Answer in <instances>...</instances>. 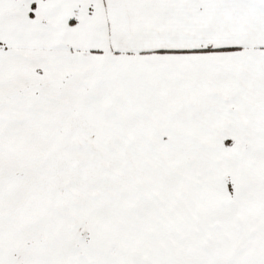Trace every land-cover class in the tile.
Returning <instances> with one entry per match:
<instances>
[{
  "label": "snow or ice",
  "instance_id": "1",
  "mask_svg": "<svg viewBox=\"0 0 264 264\" xmlns=\"http://www.w3.org/2000/svg\"><path fill=\"white\" fill-rule=\"evenodd\" d=\"M0 264H264V0H0Z\"/></svg>",
  "mask_w": 264,
  "mask_h": 264
}]
</instances>
